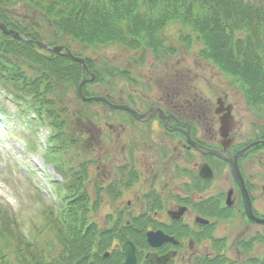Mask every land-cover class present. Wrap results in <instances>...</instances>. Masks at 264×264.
Instances as JSON below:
<instances>
[{"label":"rangeland","instance_id":"rangeland-1","mask_svg":"<svg viewBox=\"0 0 264 264\" xmlns=\"http://www.w3.org/2000/svg\"><path fill=\"white\" fill-rule=\"evenodd\" d=\"M11 13L14 19L27 24L31 33L37 31L40 34L39 40L32 39L27 42L36 41L48 48L51 47L50 44H53L56 30L48 24L44 14L38 10L28 9L22 4L13 7ZM163 37L165 39L163 40L164 49L161 51L163 53H157L155 50L147 52L143 51V48L130 51L128 48L117 45L90 47L79 44L69 37L61 36V40L57 37V42L69 49L74 56L83 58L88 67L92 64L93 68L90 71L96 75L98 73L97 77H100L99 72H101L102 78L106 79L100 81L102 78L99 80L97 78V81L86 86L84 89L85 95L86 91L88 93L86 96L89 94L105 96L107 94L112 97L111 101L115 104H122L120 100H125L126 104L122 105L129 106L127 102L131 95L135 99L137 97L139 103L144 104V108L154 105L153 101L156 100V105H160L161 98L165 96L166 100H170L172 103L185 104L187 100L191 104L197 100L198 104L203 107L211 108L212 104L215 105L217 95L215 92L224 90L230 94L229 102L235 106L236 117L243 119L244 129L240 136L243 139L245 136H257V129L251 126L252 122H255V125L264 131L263 112L258 108L248 107L239 85L234 87L232 79L203 60L202 42L192 29L184 27L182 21L170 23L165 28ZM50 50L52 49L50 48ZM44 51H49V49ZM29 61L30 65L28 63L22 69L27 72L29 77L43 79V75L49 76V84L53 83V77L47 71L37 68L40 66L33 59ZM31 61L35 63H31ZM116 69L122 71L123 74H112ZM112 70L114 71L111 72ZM109 72L111 73L109 74ZM129 74L135 78L138 77L142 84L136 86V84L125 80L123 76ZM156 84L159 87H155ZM16 86L19 85L4 87L0 82V223L3 210L8 208L9 210H7L14 216L12 219L16 223L17 229L13 231L15 235L19 234V228H23V231L27 233L28 229H32L34 226L35 231H31V237L38 241V245L39 242L41 243L39 249L41 250L42 247L48 259L53 260L61 250L57 246V238L54 233L56 229L47 223L41 225L39 217L47 207H51L53 204L54 196L48 194L49 190L54 189L51 182L53 179L56 182H61L62 178L55 173L54 166L45 161V154L44 157L42 156L44 150L34 153L32 148L34 137L28 131L29 121L23 117V115L28 116L27 109L24 106H19L14 96L27 97L25 101H30L31 97L26 96V92H18ZM57 86V91H48L47 94L57 102L55 107L61 110L60 119L64 123L62 144H59L65 149H63L64 156L62 153L61 160L66 162L71 158L77 161V169H74L73 166L70 167V169L72 168L71 176L76 174L78 179L77 174L84 172L82 178L81 175L79 176L81 178L79 182L81 181L84 186L82 193L86 194V190L90 188L94 191V186H99L97 184L99 182L106 183L107 189L111 188L110 186L116 189L122 175L121 167L130 162L129 140L137 136L142 155L147 158L151 155L150 141L144 135L137 134L130 124L131 119L126 117L123 120L118 117H124L126 112L116 115L106 106L84 105L77 95V84L61 85L57 83ZM211 86H214L215 91L211 89ZM150 87H154L155 92L152 93ZM3 110H6L7 113L4 114ZM204 119H208V115ZM43 131L45 134L50 130ZM110 131L118 133L120 137L116 146L110 143ZM40 142L41 144L44 142L42 136ZM258 150L263 156L262 161L254 162L250 173L256 181L264 184V154L261 151L263 148ZM157 153L160 157L158 159H162L161 150H157L156 155ZM156 155L155 157H157ZM150 158L152 156L148 159ZM146 162L148 163L147 159ZM159 173H161L159 166H151L148 169L149 180L157 175L159 180L170 178V175L163 178ZM62 194L57 193L59 197H62ZM107 195L104 194V201L96 202L95 198L96 203L89 202L87 205L93 214L87 219L89 221L91 217L92 227L96 228L98 225L100 231L110 230L114 227L109 223L114 219L113 211L118 208V203L115 202L112 195L110 193ZM39 196L42 197L41 200ZM38 204L41 208H38ZM124 209H127L126 199L124 200ZM127 217L129 216H126L125 220ZM17 219L21 221L20 225ZM25 225L28 227L26 228ZM0 230H2L1 227ZM46 232L47 235L42 236ZM5 255L8 256V259L3 264H23L24 262L18 255H9L6 252Z\"/></svg>","mask_w":264,"mask_h":264},{"label":"flooded vegetation","instance_id":"flooded-vegetation-1","mask_svg":"<svg viewBox=\"0 0 264 264\" xmlns=\"http://www.w3.org/2000/svg\"><path fill=\"white\" fill-rule=\"evenodd\" d=\"M123 77L136 86L142 84L131 74ZM150 91L155 92L154 87H150ZM220 93L226 95L227 104L232 106L234 121L241 124L237 131L233 125L225 128V139L220 134V116L216 115ZM215 95V105L211 108L203 107L197 100L191 104L187 100L185 104L172 103L165 96L160 105H156V100L154 105L144 108L137 97H128L127 104L136 110L137 116L126 112L124 117H118L131 119L130 124L137 134L150 141L152 158L143 157L138 138L134 136L129 140L130 162L121 167L116 189L112 186L107 189L106 183L99 182L94 191L90 188L86 194L83 190L74 194L73 201L81 198L92 204L104 201V194L110 193L118 203L111 229L119 231H89L95 252L90 263L125 264L128 260L125 243L130 240L136 264H264V222L250 219L232 166L192 146V142H196L210 151H225L231 159L242 154L237 163L250 212L264 221V184L250 173L253 163L262 161L258 149L263 148L264 154V147L244 152L253 143L262 141L263 130L252 122L257 136L243 139L240 136L243 119L236 117L235 106L229 102L230 94L217 90ZM120 102L126 104L125 100ZM155 109L163 116L159 112L153 115ZM223 114H226L225 108ZM207 115L208 119H204ZM119 139L118 133L109 132L113 146ZM157 150H161L162 159H158ZM151 166H159V175L163 178L170 175V178L159 180L157 175L149 180ZM125 199L127 209H124ZM89 216H93L92 212ZM126 216L129 217L125 220ZM125 225L129 231H123Z\"/></svg>","mask_w":264,"mask_h":264},{"label":"trees","instance_id":"trees-1","mask_svg":"<svg viewBox=\"0 0 264 264\" xmlns=\"http://www.w3.org/2000/svg\"><path fill=\"white\" fill-rule=\"evenodd\" d=\"M18 4L44 14L56 30L50 46L61 36L84 46L117 45L130 51L143 48V51L163 53L165 28L182 21L202 42L203 60L232 79L235 86L239 85L248 107L258 108L264 114V0H0L2 21L24 39L39 40L37 31L31 33L27 24L11 15V9ZM47 52L32 43L15 41L0 30V78H4L6 87L20 85V91L30 90L31 108L50 121L55 131L50 143H55L62 139L64 123L60 119L61 110L55 107L57 102L47 92L57 91V83L78 86L83 71L81 65L68 58ZM30 59L53 77L54 84H49V76L32 78L22 70L30 65ZM89 68H93L92 64ZM60 149L53 147L47 160L60 165ZM62 208L56 215L52 208L45 211L49 226L59 231L62 240L69 241L53 261L37 250V243L31 246L19 234H14L16 224L9 213L2 218V231L7 237L3 250L21 257L23 264H87L94 246L89 231H97L87 226V204L79 201ZM125 231L129 230L125 228ZM71 238L74 243L70 242ZM3 250L1 264L6 261Z\"/></svg>","mask_w":264,"mask_h":264},{"label":"water","instance_id":"water-1","mask_svg":"<svg viewBox=\"0 0 264 264\" xmlns=\"http://www.w3.org/2000/svg\"><path fill=\"white\" fill-rule=\"evenodd\" d=\"M0 29L2 30V32L4 34L12 36L15 40L21 41V37H20L19 33H17L14 30L9 29L2 22L1 18H0ZM35 44L38 45L39 47L43 48V49H50L46 45H43L41 43L36 42ZM52 51L57 55L68 57L72 61H75V62L82 65V67H83V81L78 86V95L84 102H103L112 109H119V110H123V111H128V112H131L135 117L137 116L136 112H134L128 106L112 104L105 97H93V98L85 97V95L83 94L84 85L86 83L92 82L96 79V76L94 74L90 73L89 68L87 67L86 61L82 58L75 57L71 53V51L66 49L65 47H55V48H52ZM88 74L90 75V78H87ZM224 108H225L226 114H223ZM158 112L160 113L161 116H163V113L161 111H158L157 109L154 110L153 115L158 113ZM216 115L220 116V122L222 125L220 134H221V137L223 139H225L227 136L225 128L229 127V125H233L236 131L240 129L241 124L239 122H235L234 118L232 117V106L227 104L226 95H223L221 93H220V99L218 101V109L216 111ZM143 116H145V115H143ZM142 118H144V117H142ZM261 144H264V143H255V144L249 146L246 150H249V149L256 147V146H259ZM193 145L195 146L196 149L202 151L203 153H214L220 159L231 164L232 169H233V173H234V175H235V177H236V179H237V181L240 184V187L242 189V192H243V195L245 198V202L247 205L248 215H249L250 219L252 221L264 222V221L258 220L257 218L253 217L252 213L250 212L249 198H248L247 192L245 190V185H244L243 179L240 175V171H239L238 163H237L241 153L239 155H237L234 159H231L229 156L226 155L225 151H220L218 153V152L209 151L203 147L195 145V143H193ZM131 245L132 244L130 241H127L125 244V252H126V255L128 257V261L126 264H136V262H135V251H134V249L130 248Z\"/></svg>","mask_w":264,"mask_h":264}]
</instances>
